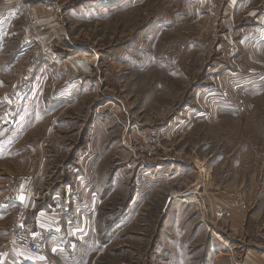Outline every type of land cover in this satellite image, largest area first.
I'll return each mask as SVG.
<instances>
[{
  "label": "rangeland",
  "instance_id": "obj_1",
  "mask_svg": "<svg viewBox=\"0 0 264 264\" xmlns=\"http://www.w3.org/2000/svg\"><path fill=\"white\" fill-rule=\"evenodd\" d=\"M28 1L19 4L23 26L40 34L41 40L31 45L18 75L31 80L42 69V96L53 101L56 85H61L58 75H66V82L73 85L81 81L88 86L92 105L87 115L110 113L117 122L113 130L120 133L121 167L132 163L131 173L128 169L125 175L129 194L144 196L147 164L194 170L195 177L177 179L186 182L180 190L196 191L195 213L204 220L202 225L208 222L209 204L219 220L242 209L247 216L244 225L249 221L254 225L247 249L262 246L264 225L257 220L264 216V64L256 62L258 42L243 41L227 29L215 34L217 23L225 26L219 23L223 9L216 15L219 20H209L208 10L202 9L200 32L194 36L169 23L175 16L168 4L148 10V0L131 4L79 0L54 9ZM194 1L203 7L202 0ZM38 6L55 17L50 23L53 32L36 13ZM49 31L58 42L60 33L65 40L71 38L73 46L50 43L41 35ZM248 48H254V56L244 55ZM81 107L67 108L51 119L50 136L41 140L44 149L58 140L53 162L62 166L82 155L78 156L86 118ZM35 186L36 182L34 191ZM178 189L171 193L175 196ZM216 235L218 250L229 252L223 248L229 244L227 234L218 229ZM130 237L134 236L125 234L122 241Z\"/></svg>",
  "mask_w": 264,
  "mask_h": 264
},
{
  "label": "crops",
  "instance_id": "obj_2",
  "mask_svg": "<svg viewBox=\"0 0 264 264\" xmlns=\"http://www.w3.org/2000/svg\"><path fill=\"white\" fill-rule=\"evenodd\" d=\"M29 1L59 9V4L79 0ZM202 1L200 8L194 0H148V10L157 4H168L175 16L169 23L195 36L200 32L202 9L208 10L209 20L217 19L223 9L219 23L224 22L226 27L217 23L215 34L227 29L230 35H241L243 41L258 42L256 62L264 64V0H237V4L236 0ZM106 2L131 4L133 0H92L91 4ZM23 3L24 0H0V248L10 235L16 210L15 188L8 183L33 175L36 186L29 202V225L42 234L45 251L31 255L13 246L6 252L3 264H222L223 259L226 264H264V233L260 238L262 246L252 245L248 250V233L254 225L250 221L244 225L247 216L242 209L230 211L219 220L209 204L208 222L202 225L204 220L195 213L196 206H183L174 199L171 192L186 183L177 178L195 177L194 170L184 172L171 165L147 164L143 171L144 196L129 194L125 175L128 169L131 173L132 163L121 167L120 133L113 130L117 122L110 113L87 115L92 104L88 103L86 84L79 81L73 85L66 82V75H58L61 85H56L53 101L42 96V69L31 80L18 75L30 57L31 45L41 40L40 34L23 26L19 6ZM3 4L15 6L6 9ZM36 13L48 26L55 19L41 6ZM50 27L53 32L54 26ZM42 34L50 43L73 46L71 38L65 40L61 33L59 42L50 31ZM249 49L244 55L254 56V48ZM78 106H83L81 116L86 118L82 120V130H86L81 132L78 156L82 155L62 166L53 162L58 140L45 149L41 140L50 136L47 124L51 119ZM208 197L212 201L213 196ZM257 222L264 225V216ZM218 229L227 234L229 244L223 247L229 250L227 253L218 250ZM127 233L134 237L122 241Z\"/></svg>",
  "mask_w": 264,
  "mask_h": 264
},
{
  "label": "built area",
  "instance_id": "obj_3",
  "mask_svg": "<svg viewBox=\"0 0 264 264\" xmlns=\"http://www.w3.org/2000/svg\"><path fill=\"white\" fill-rule=\"evenodd\" d=\"M36 176H22L14 185L16 210L10 235L0 248V264H3L6 252L13 246L19 247L31 255H39L45 251V242H41L42 234L29 225L30 198L34 192ZM175 199L182 205L190 206L198 203V195L192 188H184L175 194Z\"/></svg>",
  "mask_w": 264,
  "mask_h": 264
}]
</instances>
